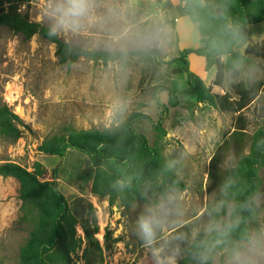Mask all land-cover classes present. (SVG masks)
I'll list each match as a JSON object with an SVG mask.
<instances>
[{"label": "rangeland", "instance_id": "1", "mask_svg": "<svg viewBox=\"0 0 264 264\" xmlns=\"http://www.w3.org/2000/svg\"><path fill=\"white\" fill-rule=\"evenodd\" d=\"M110 2L118 7L120 20L129 27L138 24L166 30L163 46L152 48L160 50L158 60L132 58L126 64H103L82 58L66 68L58 62L55 44L39 35L26 39L20 33L0 27V104L7 103L26 126L22 137L15 142L0 136V163L13 162L32 171L34 164L39 162L52 171L60 158L38 151L45 139L64 134L67 127L112 130L131 113H145L151 121L140 120L134 128L147 137L150 145L162 147L166 161L174 163L172 168L188 186L187 190L175 193L178 212L160 234L161 239L172 240L174 230L194 219H197L194 235L210 234V225L226 223L230 219L231 205L215 211L221 201L217 199L218 188L209 180V170L219 145L236 126V114L223 113L200 104L193 96L175 97L166 90L154 91L157 85L170 87L173 80L177 81L179 88L183 87L184 80L177 68L179 65L167 62L178 57L185 48L198 47L196 26L189 20L193 29L187 23L189 18L179 16L183 13L178 1ZM202 3L215 15L220 13L217 0H202ZM47 6L48 0H34L30 19L49 28L45 16ZM116 32V26L106 25L83 35L62 34L59 37L89 50H134L113 42L111 38ZM248 45L257 46L264 52V23L250 25L248 34L235 50L244 53ZM204 63L202 56H189L191 70H199ZM240 69L237 79H233L229 72L226 74L224 88L215 86L213 81L205 85L211 87L213 93L223 94L233 93L231 86L236 82L249 87L254 82L264 81V62L261 58L249 55ZM260 101L264 105V88ZM164 106L167 107L166 114H163ZM243 114L247 119V131L253 134L258 128L254 105ZM161 118L165 135L156 132L152 124ZM222 157L227 166L237 160L232 151ZM93 173L94 168L86 156L70 151L62 160L54 179L67 199L71 215L78 222L75 231L81 248L71 256L72 264H91L93 261L92 256L83 257L86 242L82 225L85 224L90 229L95 224L99 227L97 237L101 244L106 229L118 238L112 252L105 256V264H153L150 250L136 234V221L144 209L162 195L150 192L146 201L135 202L130 209H125L119 202L110 206L106 198L92 194ZM260 176L262 187L256 197L258 218L253 230L264 228V168ZM16 189L14 179L0 176V264H19L20 248L25 244L37 215L29 203L18 198ZM229 251L213 250L208 257L209 264H228ZM181 258L182 254L178 264Z\"/></svg>", "mask_w": 264, "mask_h": 264}, {"label": "trees", "instance_id": "2", "mask_svg": "<svg viewBox=\"0 0 264 264\" xmlns=\"http://www.w3.org/2000/svg\"><path fill=\"white\" fill-rule=\"evenodd\" d=\"M34 0H0V27L22 34L26 39L35 35L56 45V55L61 66L70 68L84 58L94 63L128 62L132 58L144 61L159 59V49L136 50H89L63 41L59 36H50L49 28L31 21L30 9ZM180 9L196 26L199 45L185 48L180 55L168 64L179 63L187 76V88L171 90L157 85L155 92L168 91L170 96H193L196 102L209 105L223 113L236 114V126L227 134L213 156L209 170V180L217 188V199L226 205H239L249 197H257L262 187L260 171L264 168V105L260 104L263 82H254L249 87L242 82L232 84L233 93L217 94L207 87L200 76L191 71L189 56L194 54L205 59L206 71L216 68L213 80L215 86L224 88L226 74L233 79L241 74L240 67L249 55L261 58L264 52L257 46L248 45L244 53L235 50L237 44L248 34V27L264 23V0H217L220 13L215 15L202 0H179ZM176 104V103H175ZM257 104L258 105L257 107ZM254 105L256 125L253 134L247 131V119L243 112ZM167 107L164 106L163 114ZM150 120L141 112L131 113L126 120L114 129L77 130L67 127L66 132L45 139L38 151L47 156L60 158L58 165L48 171L36 162L33 170L13 162L0 163V176L12 178L17 183V196L29 203L37 215L32 230L25 244L20 248L19 264H72L71 258L81 248V241L76 238L77 220L71 215L65 196L54 181L70 151H77L86 156L94 168L91 192L99 198H106L110 206L118 202L125 209H130L135 202L146 201L148 193L163 195L166 192H182L188 189L186 182L166 161L162 147L150 145L147 137L134 128L140 120ZM162 118L152 122L156 132L163 135L166 131L161 126ZM24 122L7 103L0 104V136L15 142L22 137ZM232 151L237 158L235 164L226 165L222 155ZM228 180L234 181L229 196L222 194V186ZM123 182L121 186L118 182ZM235 213L230 212V218ZM242 220L239 228L232 234L233 241H239L240 234L255 229V215L240 213ZM197 219H194L172 232L173 238L182 236V241H175L181 248L182 258L179 264H201L199 246L207 241L212 251L230 250L227 242L217 239V234L198 233L194 235ZM86 248L83 257H93L91 264H105V256L112 252L118 238L106 229L101 244L97 235L99 227L93 229L82 225ZM211 251V252H212ZM210 252V253H211ZM135 264V263H132ZM204 264H209L208 259Z\"/></svg>", "mask_w": 264, "mask_h": 264}, {"label": "clouds", "instance_id": "3", "mask_svg": "<svg viewBox=\"0 0 264 264\" xmlns=\"http://www.w3.org/2000/svg\"><path fill=\"white\" fill-rule=\"evenodd\" d=\"M45 16L49 22L50 36L83 35L106 25H114L117 32L111 38L113 42L145 52L154 47H162L166 39V30L163 27H142L138 24L129 27L124 24L120 20L118 7L110 0H48ZM168 166L171 168L175 165L170 163ZM118 183L123 186L122 181ZM233 187L234 181H226L221 189L222 194L229 196ZM226 207V203L222 202L215 211L219 212ZM257 207V199L254 196L249 197L243 203L232 206L231 212L235 215L226 223L209 226L208 230L215 232L217 239L229 244L228 264H264V228L242 232L239 241L232 240V234L239 228L242 220L240 213L255 215ZM177 212V195L174 191H169L146 207L136 221V234L150 250L153 264H178L181 248L173 240L182 241L183 237L162 240L160 236ZM211 251L209 242L201 243L198 252L201 264L207 261Z\"/></svg>", "mask_w": 264, "mask_h": 264}, {"label": "crops", "instance_id": "4", "mask_svg": "<svg viewBox=\"0 0 264 264\" xmlns=\"http://www.w3.org/2000/svg\"><path fill=\"white\" fill-rule=\"evenodd\" d=\"M179 2V0H173V2ZM179 16H181V17H184V18H188V17H186V16H184L183 14H180ZM189 20L190 19H188V25L190 26V27H192L193 29H194V26L189 22ZM180 22H181V20H180V17L178 18V24H180ZM182 39V38H181ZM181 39H180V41H181ZM199 40V39H198ZM198 45H199V43H198ZM197 45V46H198ZM192 55H194V54H192ZM178 65H179V67H177L179 70H180V75H181V77L183 78V80H184V85H183V87H178L177 86V81H175V80H173L172 81V83H171V86L169 87L171 90H181V89H186L187 88V76H186V74L185 73H183L184 71H183V69H182V66L179 64V63H177ZM214 69L215 68H212L211 70H209V71H206V68H205V63L199 68V70H191V71H193L195 74H197L198 76H200L201 78H202V80L204 81V83H210V82H212L213 80H214V78H215V75H216V73L214 72ZM202 73H201V72ZM210 72H212V75H210ZM204 77H206L207 79L205 80V78Z\"/></svg>", "mask_w": 264, "mask_h": 264}, {"label": "bare ground", "instance_id": "5", "mask_svg": "<svg viewBox=\"0 0 264 264\" xmlns=\"http://www.w3.org/2000/svg\"><path fill=\"white\" fill-rule=\"evenodd\" d=\"M10 97V96H9ZM20 109V108H19Z\"/></svg>", "mask_w": 264, "mask_h": 264}]
</instances>
